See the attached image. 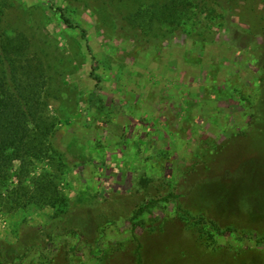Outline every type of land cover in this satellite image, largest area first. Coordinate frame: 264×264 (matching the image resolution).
I'll return each instance as SVG.
<instances>
[{"label": "rangeland", "instance_id": "1", "mask_svg": "<svg viewBox=\"0 0 264 264\" xmlns=\"http://www.w3.org/2000/svg\"><path fill=\"white\" fill-rule=\"evenodd\" d=\"M155 1L12 0V26L50 66L53 142L68 159L57 185L69 210L58 219L0 210V239L12 247L2 264L262 260L264 34L240 8L209 44L129 24ZM163 234L150 253L141 248Z\"/></svg>", "mask_w": 264, "mask_h": 264}, {"label": "trees", "instance_id": "2", "mask_svg": "<svg viewBox=\"0 0 264 264\" xmlns=\"http://www.w3.org/2000/svg\"><path fill=\"white\" fill-rule=\"evenodd\" d=\"M238 8L244 9L250 19L253 17V26L264 34V0H157L129 13L126 20L143 33L160 27L167 38L186 36L209 44L214 36L212 29L228 31ZM11 9L12 0H0V210L14 213L31 207L49 209L52 218L58 219L69 210L57 185L58 173L68 159L53 142L56 121L48 111L49 77L44 68L50 66L44 64L24 32L12 26ZM58 14L68 27L77 28L61 10ZM96 111L105 121L110 118L104 107H96ZM41 163L45 165L39 168ZM169 198L172 196L160 200ZM142 212L139 209L132 218ZM63 232L79 235L71 228ZM47 238L52 243L57 237L47 233ZM9 249L11 245L0 239V259ZM65 260L63 264L70 263L69 256Z\"/></svg>", "mask_w": 264, "mask_h": 264}, {"label": "crops", "instance_id": "3", "mask_svg": "<svg viewBox=\"0 0 264 264\" xmlns=\"http://www.w3.org/2000/svg\"><path fill=\"white\" fill-rule=\"evenodd\" d=\"M179 234V233H178ZM165 236H169V234H163V235H161L159 238H152V240L154 241V240H156V241H154V242H151V243H148V242H146L145 244L144 243H142L141 244V248H144V250H146V251H148L149 253L152 251V247L155 245V243H157V241L159 240V239H161V238H163V237H165ZM177 236V238L178 239H180L181 237L180 236H182L181 234H179V235H176ZM149 240V239H151V238H148V237H146V238H144V240ZM181 239H183V243H186V241H187V239L188 238H186V237H182ZM192 242H193V244H192V246H193V248L195 249V251L196 252H201L202 253V255H206L207 257H212V258H214L213 257V252H205L204 251V249H203V247L201 246L202 244H200L198 241H197V239L195 238H193L192 239ZM187 244H189V243H187ZM166 251V250H165ZM180 253H183L182 251H180ZM212 254V255H211ZM230 254V253H229ZM210 255V256H209ZM256 255V254H255ZM257 255H260L259 257H261L262 258V260H260V261H256L255 260V258L253 259V257H251V256H249L250 258H248V259H243V261H241L242 259H239V258H237L235 255H226V256H224V257H222V256H220V255H218V258L216 259V258H214L213 260H214V262H213V264L216 262V264H264V253L262 252V253H258ZM255 257H257V256H255ZM138 262H139V264H140V259H138ZM179 262H181L180 264H187V262L188 261H185L184 259H182V255H181V257H180V261ZM219 262V263H218Z\"/></svg>", "mask_w": 264, "mask_h": 264}]
</instances>
